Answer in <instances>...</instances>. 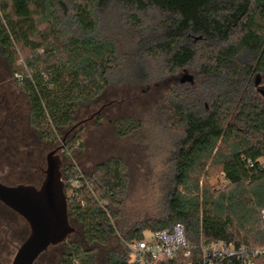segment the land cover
Here are the masks:
<instances>
[{
  "label": "trees",
  "instance_id": "16d2710c",
  "mask_svg": "<svg viewBox=\"0 0 264 264\" xmlns=\"http://www.w3.org/2000/svg\"><path fill=\"white\" fill-rule=\"evenodd\" d=\"M124 32L139 39L137 50L125 52ZM0 48L21 77L31 124L44 141L64 137L78 110L100 99L116 71L124 82L145 80L141 61L154 59L171 75H196L195 93L178 89L171 100L184 139L171 162L160 214L133 225L116 223L128 189L120 158L84 173L89 186L74 197L69 179L80 169L65 164L69 217L81 227L48 249L54 264H95V250L113 236L121 248L107 264H137L127 244L176 223L185 226L196 255L215 240L264 246V172L248 166V159L264 157V0H0ZM19 49L29 53L23 70L17 68ZM101 119L98 113L97 125ZM140 126L115 123L120 136ZM209 164L221 168L224 187H201Z\"/></svg>",
  "mask_w": 264,
  "mask_h": 264
},
{
  "label": "rangeland",
  "instance_id": "374dc122",
  "mask_svg": "<svg viewBox=\"0 0 264 264\" xmlns=\"http://www.w3.org/2000/svg\"><path fill=\"white\" fill-rule=\"evenodd\" d=\"M120 38L125 52L137 50L139 39H136L132 32H124ZM28 55V51L19 49V70H23L22 60ZM141 62L147 74L145 80L136 78L135 82H124L121 81L124 73L116 71L111 75V85L106 88L100 99L78 110L70 129L83 123L68 136L67 147L70 150L68 157L64 158V164H75L83 173L89 175L97 164L111 157L123 161L128 177V189L125 204L116 221L120 225H133L160 214L161 199L167 190L169 175L172 172L171 162L184 139L182 127L173 119L171 100L178 89L184 91L187 96L195 93L193 86L196 75L192 72L182 70L171 75L157 60L147 59ZM98 112L102 115L99 125L96 124ZM93 115L94 119L89 120ZM121 119L138 122L141 126L127 136H120L115 129V123ZM75 135L79 142H73ZM61 138L56 141L58 145L62 142ZM42 148L45 153L44 144ZM3 174V170H0V177ZM223 178L221 168L209 164L200 176V185L220 189L225 186ZM14 217L15 215L10 213L11 221ZM19 221L20 223L17 222L11 227H15V235L11 230L10 246L2 242L8 251L0 257V264L12 263L17 248L25 239V235H28L27 229H24L25 234L20 233L26 226L21 219ZM71 224L76 230L75 233L80 232L81 226L77 222L71 220ZM145 235L148 237L149 233L146 232ZM120 248L117 237H110L105 246L95 250V264H107L111 252ZM52 254L40 258L36 264H54L49 260Z\"/></svg>",
  "mask_w": 264,
  "mask_h": 264
},
{
  "label": "flooded vegetation",
  "instance_id": "af4514ba",
  "mask_svg": "<svg viewBox=\"0 0 264 264\" xmlns=\"http://www.w3.org/2000/svg\"><path fill=\"white\" fill-rule=\"evenodd\" d=\"M20 80V75L13 71L10 60L3 55L0 48V170L4 173L0 177V182L10 187L27 185L39 188L45 179L49 159L54 156L61 158V173L64 181V158H67L69 154L68 136L73 128L64 137H60L62 139L60 145L56 142L58 139L55 141L42 140L39 131L31 124V107L19 83ZM43 144L45 153L42 148ZM10 213L15 215L12 218L13 221L10 220ZM20 219L26 226L20 230V233L25 234L27 229L29 235L30 228L26 220L0 202V257L8 251L2 242L9 245L11 230L15 235V227H11L17 222L20 223ZM26 235L25 239L28 237ZM46 255H49V250L38 260ZM49 260L55 262L52 258Z\"/></svg>",
  "mask_w": 264,
  "mask_h": 264
},
{
  "label": "water",
  "instance_id": "95a60500",
  "mask_svg": "<svg viewBox=\"0 0 264 264\" xmlns=\"http://www.w3.org/2000/svg\"><path fill=\"white\" fill-rule=\"evenodd\" d=\"M94 115L89 120H93ZM61 165L59 156L49 159L45 179L39 188L27 185L10 187L0 182V202L19 213L30 228L11 264H35L49 248L64 243L75 233L69 217Z\"/></svg>",
  "mask_w": 264,
  "mask_h": 264
},
{
  "label": "built area",
  "instance_id": "2783aa9c",
  "mask_svg": "<svg viewBox=\"0 0 264 264\" xmlns=\"http://www.w3.org/2000/svg\"><path fill=\"white\" fill-rule=\"evenodd\" d=\"M248 166L256 172H264V157L248 159ZM69 182L75 189L71 197L77 196L78 190L89 186L86 175L81 170ZM261 218L264 223V209L261 210ZM148 233V237L145 235L143 239L127 244L132 259L137 264H223L233 260L240 264H257L259 260H264V246L250 248L222 240L203 245L196 255L188 244L186 229L182 223L174 224L171 229Z\"/></svg>",
  "mask_w": 264,
  "mask_h": 264
}]
</instances>
